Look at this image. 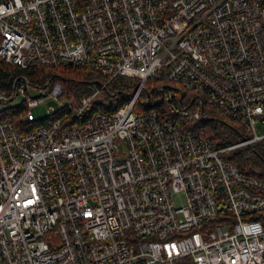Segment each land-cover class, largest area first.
<instances>
[{
  "label": "built area",
  "instance_id": "1",
  "mask_svg": "<svg viewBox=\"0 0 264 264\" xmlns=\"http://www.w3.org/2000/svg\"><path fill=\"white\" fill-rule=\"evenodd\" d=\"M0 59L98 70L77 115L107 101L120 76L138 79L129 100L82 123L20 131L0 119V264H264V178L221 155L264 139V0H0ZM50 80L19 73L0 102L24 99L32 120L33 107L62 105L63 83ZM170 83L249 135L216 149L147 108Z\"/></svg>",
  "mask_w": 264,
  "mask_h": 264
},
{
  "label": "trees",
  "instance_id": "2",
  "mask_svg": "<svg viewBox=\"0 0 264 264\" xmlns=\"http://www.w3.org/2000/svg\"><path fill=\"white\" fill-rule=\"evenodd\" d=\"M19 73L28 75L31 81L37 85H44L45 80L50 78L52 84L60 80L64 87L61 95L62 105L57 107L53 113H48L44 117H35L32 120L25 119L27 104L24 99L16 104H3L4 102H0V119L11 118L20 131H27L41 125H49L56 119L62 120L67 125L82 123L94 110L113 111L132 97L138 82L135 77L120 76L112 83L113 94H107L108 100L105 102L112 100L111 105L93 101L83 114L77 115L76 109L81 98L91 93L94 85H98L103 81L104 77L98 70L73 63L21 68L18 65L0 59V89L9 88L14 76ZM152 81L154 79H150L148 83ZM176 88L178 90L173 88L172 83H170L167 89L155 91V96L163 94L164 97L157 104H148L146 107H157L169 117L177 119L183 126L201 130L211 140L213 147L216 149L241 141L249 135L238 121L225 116L217 107L207 104V101L201 95L203 98L201 102L192 101L197 95L196 91L186 90L182 87ZM169 92L173 94L169 96ZM147 93L148 89L146 88L137 99L136 111H140V105L143 104ZM176 105L179 107L188 105L192 109H200L202 116L196 120H184L177 113ZM254 143L225 150L221 155L234 161L243 174L264 178V139ZM256 217L261 218L264 223V209L257 212ZM50 236L56 241H60L57 230L48 231L46 237L50 238ZM52 246L54 247V245Z\"/></svg>",
  "mask_w": 264,
  "mask_h": 264
},
{
  "label": "rangeland",
  "instance_id": "3",
  "mask_svg": "<svg viewBox=\"0 0 264 264\" xmlns=\"http://www.w3.org/2000/svg\"><path fill=\"white\" fill-rule=\"evenodd\" d=\"M20 98L21 97L16 99L14 102H18L20 100ZM59 105L60 104L58 102H53V101L45 102L43 104H40V105L33 107V112L35 113L37 118L44 117L50 112L49 107L57 108V107H59ZM257 131H258V133L264 132V125L260 122H258V124H257Z\"/></svg>",
  "mask_w": 264,
  "mask_h": 264
},
{
  "label": "water",
  "instance_id": "4",
  "mask_svg": "<svg viewBox=\"0 0 264 264\" xmlns=\"http://www.w3.org/2000/svg\"><path fill=\"white\" fill-rule=\"evenodd\" d=\"M101 103H105L106 105H111L112 104V100H109L108 102H101Z\"/></svg>",
  "mask_w": 264,
  "mask_h": 264
},
{
  "label": "bare ground",
  "instance_id": "5",
  "mask_svg": "<svg viewBox=\"0 0 264 264\" xmlns=\"http://www.w3.org/2000/svg\"><path fill=\"white\" fill-rule=\"evenodd\" d=\"M255 144V143H254Z\"/></svg>",
  "mask_w": 264,
  "mask_h": 264
}]
</instances>
